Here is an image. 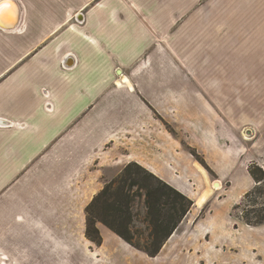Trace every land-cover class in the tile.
<instances>
[{
	"label": "crops",
	"instance_id": "0c3cea01",
	"mask_svg": "<svg viewBox=\"0 0 264 264\" xmlns=\"http://www.w3.org/2000/svg\"><path fill=\"white\" fill-rule=\"evenodd\" d=\"M132 163L193 203L153 258L101 223L85 236ZM253 163L264 0H0V264H264V224L230 213Z\"/></svg>",
	"mask_w": 264,
	"mask_h": 264
},
{
	"label": "trees",
	"instance_id": "16d2710c",
	"mask_svg": "<svg viewBox=\"0 0 264 264\" xmlns=\"http://www.w3.org/2000/svg\"><path fill=\"white\" fill-rule=\"evenodd\" d=\"M248 173L254 186L243 196L242 201L251 203L247 206H255V203L252 205V196L256 194L258 186L263 184L264 170L253 163ZM263 192V189L257 190L258 194L262 195ZM192 205L189 199L143 168L128 164L117 178L104 185L86 207L85 236L95 245H100L101 237L96 223H101L128 245L153 258ZM253 210L240 212L244 223L264 224V207ZM138 219H141L143 230H133V224Z\"/></svg>",
	"mask_w": 264,
	"mask_h": 264
},
{
	"label": "rangeland",
	"instance_id": "374dc122",
	"mask_svg": "<svg viewBox=\"0 0 264 264\" xmlns=\"http://www.w3.org/2000/svg\"><path fill=\"white\" fill-rule=\"evenodd\" d=\"M174 54H175V56L178 59V57H179L178 54L179 53L175 51ZM174 69H176L177 70V73H178V68H174ZM207 175H208L209 179L206 182L204 181V189H206V190L209 189L211 191L213 190V192L211 193V195L213 196V198H215L216 196L223 195L225 193V191L229 188L228 180H221V183H220L221 188L219 190H214L212 188V183L213 182H216L217 179L214 176H211L210 174H207ZM261 189L264 190V181H263V184H261L260 186H258V189L257 190H261ZM257 190H256V194L254 196H252V205L255 203V206H247V204L248 205H251V203L250 202L247 203V201L246 202H243L242 201L243 200V197L237 198L236 204H233V205L230 206V213L233 216L236 217V216L240 215V212L245 213V212H247L248 210H251V209H254L253 211L262 209L264 207V192L261 195V194H258L259 192L257 193ZM205 198H206V196L204 194L201 195V197L197 201V204L198 205H201L204 202ZM210 203H211V201L205 206V208L202 211V213H204L207 210V208H209ZM236 205H239L238 206L239 208L237 207V209H234ZM13 216H14V213H13ZM19 216H22V214L19 213ZM136 228L137 229H140V230H143L144 229V226H143V224L141 222V219H138V221L135 222V224H133V230H135ZM29 238H32V237H25L24 235H21V234L18 236V239H20L22 241V243H23V246L21 248V253H26L28 251V250L25 251L26 248L28 247V245L25 243V240L26 239H29ZM39 261L40 260H38L37 262H33L31 260L29 262V264H43V263H40ZM19 262H21V261H19ZM21 264H25V262L23 261Z\"/></svg>",
	"mask_w": 264,
	"mask_h": 264
},
{
	"label": "bare ground",
	"instance_id": "6f19581e",
	"mask_svg": "<svg viewBox=\"0 0 264 264\" xmlns=\"http://www.w3.org/2000/svg\"><path fill=\"white\" fill-rule=\"evenodd\" d=\"M219 188V185L218 184H215L214 185V189H218Z\"/></svg>",
	"mask_w": 264,
	"mask_h": 264
}]
</instances>
